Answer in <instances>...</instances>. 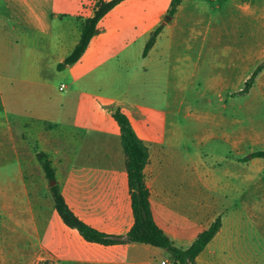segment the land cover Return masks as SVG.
Instances as JSON below:
<instances>
[{
	"label": "crops",
	"instance_id": "crops-1",
	"mask_svg": "<svg viewBox=\"0 0 264 264\" xmlns=\"http://www.w3.org/2000/svg\"><path fill=\"white\" fill-rule=\"evenodd\" d=\"M98 1L0 0V264H178L166 250L147 244L87 242L63 222L50 185L45 188L38 153L50 160L59 191L80 221L105 235H127L134 216L120 127L112 116L117 108L149 149V205L173 246L188 249L220 217L219 232L195 263L249 264L248 195L244 202L239 186L218 187L219 180L243 181L244 175H200L197 166L185 175L175 164L178 142L169 138L166 148L160 137L169 129L158 134L136 97L123 102L90 89L111 63L131 66L135 76L164 72L169 61L162 54L171 47L162 41L175 35L178 43H189V51H200L195 38L182 36L194 24L193 12H186L197 9L195 0L183 1L145 58V45L163 25L171 0L123 1L100 21L80 60L59 71ZM187 31L194 37V28ZM181 73L190 81L198 75L195 67Z\"/></svg>",
	"mask_w": 264,
	"mask_h": 264
},
{
	"label": "rangeland",
	"instance_id": "rangeland-1",
	"mask_svg": "<svg viewBox=\"0 0 264 264\" xmlns=\"http://www.w3.org/2000/svg\"><path fill=\"white\" fill-rule=\"evenodd\" d=\"M194 3L197 9L186 12H193L194 24L182 36L185 41L195 38L200 51H189V43H178L175 35L172 42L162 41L164 48L171 47L162 54L169 61L164 72L135 76L131 66L111 63L99 70L90 89L123 102L136 97L138 105L149 109L158 134L169 129L167 137H160L166 148L169 138L178 142L175 164L187 170L185 175H193L194 166L200 175H244L243 181L219 180L218 187L223 182L239 186L244 202L248 195L250 220L244 239L249 264H264V159L240 162L264 151V70L249 93L239 94L264 62V0ZM168 23L164 19L163 26ZM189 28L195 29L194 37ZM193 67L198 75L190 81L181 72ZM50 183H45L46 190Z\"/></svg>",
	"mask_w": 264,
	"mask_h": 264
},
{
	"label": "trees",
	"instance_id": "trees-1",
	"mask_svg": "<svg viewBox=\"0 0 264 264\" xmlns=\"http://www.w3.org/2000/svg\"><path fill=\"white\" fill-rule=\"evenodd\" d=\"M123 1L125 0H111L108 2L103 0L98 1L93 17L86 19L81 24V37L79 43L72 53L65 59V61L58 66L59 71L80 60L82 55L87 50L91 40L96 35L97 26L100 21ZM183 1L184 0H171L170 7L165 18L166 20H172L176 16ZM162 30L163 25H160L151 33L143 50V58H145L151 51ZM263 70L264 62L254 69L239 94L244 95L249 93L255 84L256 78L263 72ZM112 116L120 127L121 144L126 158V167L129 177V187L134 216L133 227L125 236H109L87 226L68 208L56 184L50 188V192L54 200L57 213L69 228L77 230L87 242L97 243L104 246L122 245L127 243L147 244L166 250L178 264H196V258L201 254V252H203V250L219 232L222 226L221 218L218 217L207 230L203 231L188 249L181 250L173 246L171 241L154 222L149 205V191L145 184L144 175V170L149 163V149L138 137L130 119L120 108L115 109ZM255 159H264V151H254L247 157L242 158L240 162L248 163L249 161ZM37 160L41 165L48 183L52 181L56 182L55 171L48 157L44 153H38ZM39 264L54 263L46 260L40 262Z\"/></svg>",
	"mask_w": 264,
	"mask_h": 264
},
{
	"label": "water",
	"instance_id": "water-1",
	"mask_svg": "<svg viewBox=\"0 0 264 264\" xmlns=\"http://www.w3.org/2000/svg\"><path fill=\"white\" fill-rule=\"evenodd\" d=\"M56 185V182L55 181H52L51 183H50V187H53V186H55Z\"/></svg>",
	"mask_w": 264,
	"mask_h": 264
},
{
	"label": "built area",
	"instance_id": "built-area-1",
	"mask_svg": "<svg viewBox=\"0 0 264 264\" xmlns=\"http://www.w3.org/2000/svg\"><path fill=\"white\" fill-rule=\"evenodd\" d=\"M65 88V86H62L61 88H60V90H63ZM162 264H166V262H162Z\"/></svg>",
	"mask_w": 264,
	"mask_h": 264
}]
</instances>
